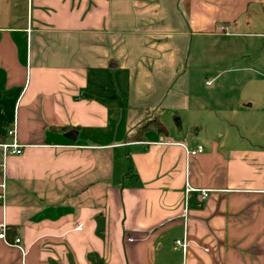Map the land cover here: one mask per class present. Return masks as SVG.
Listing matches in <instances>:
<instances>
[{
    "label": "crops",
    "instance_id": "0c3cea01",
    "mask_svg": "<svg viewBox=\"0 0 264 264\" xmlns=\"http://www.w3.org/2000/svg\"><path fill=\"white\" fill-rule=\"evenodd\" d=\"M11 122L0 264H264V0H0Z\"/></svg>",
    "mask_w": 264,
    "mask_h": 264
},
{
    "label": "built area",
    "instance_id": "2783aa9c",
    "mask_svg": "<svg viewBox=\"0 0 264 264\" xmlns=\"http://www.w3.org/2000/svg\"><path fill=\"white\" fill-rule=\"evenodd\" d=\"M223 32H226V28H221ZM24 145L20 144L16 140V128L15 123L11 122L8 123L5 127L4 139L0 140V178L3 177V170L5 160L9 156L19 155L22 152ZM201 146H196L195 148H186L185 153L188 156L195 155L202 152ZM0 202H3L4 199V183H0ZM188 191H198L201 194L202 198L207 196V190H197L192 188H187L186 192ZM6 226L4 222H0V240L8 246H15L20 249L21 240L18 237H14L12 239H7L5 236ZM173 248L180 249L183 253L186 251L187 248V241L185 238L177 239L173 241Z\"/></svg>",
    "mask_w": 264,
    "mask_h": 264
},
{
    "label": "trees",
    "instance_id": "16d2710c",
    "mask_svg": "<svg viewBox=\"0 0 264 264\" xmlns=\"http://www.w3.org/2000/svg\"><path fill=\"white\" fill-rule=\"evenodd\" d=\"M150 123H152L154 125L153 127L155 129H157L158 132L165 133L164 127L162 126V124L159 121H157V119H153V120L148 121L147 123L141 124L138 128L139 133L144 131L147 128L148 124H150Z\"/></svg>",
    "mask_w": 264,
    "mask_h": 264
},
{
    "label": "water",
    "instance_id": "95a60500",
    "mask_svg": "<svg viewBox=\"0 0 264 264\" xmlns=\"http://www.w3.org/2000/svg\"><path fill=\"white\" fill-rule=\"evenodd\" d=\"M64 136L69 139L70 141H74L75 140V136H76V132L74 130H69L68 132H66L64 134Z\"/></svg>",
    "mask_w": 264,
    "mask_h": 264
}]
</instances>
